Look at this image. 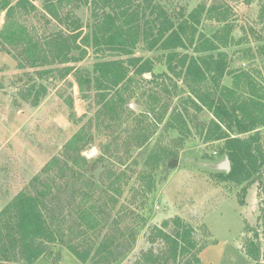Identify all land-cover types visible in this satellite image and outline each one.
<instances>
[{
	"label": "rangeland",
	"instance_id": "rangeland-1",
	"mask_svg": "<svg viewBox=\"0 0 264 264\" xmlns=\"http://www.w3.org/2000/svg\"><path fill=\"white\" fill-rule=\"evenodd\" d=\"M84 1L76 13L82 18L84 32H89L94 22L93 7L91 0ZM156 1L170 11L183 8L188 13L199 4L226 11L232 30L228 45H221L219 50L228 55L232 70L246 69L264 86V55L258 51L264 46V0ZM35 3L37 14L29 17V24L43 34L66 30L43 15L42 0ZM216 16L204 17L200 32L207 36L221 33L226 21ZM83 48L87 49L84 59L70 65L78 74L92 75L99 55L93 47ZM179 51L194 53L193 49ZM136 54L153 58L155 69L153 74L134 78L126 90L129 97L120 117L111 120L101 109L95 91L88 99L82 97L75 73L64 78L57 72L40 77L37 68H20L13 54L0 45V211L85 126L92 136L82 152L90 162L86 177L96 183L106 220L99 236L92 239L121 230L135 233L131 252L114 264H135L144 261L147 251L161 252L166 244L159 230H168L164 223L171 224L176 216L195 228L199 261L192 257L189 262L264 264V228L260 220L264 180L256 181L245 194L243 185L220 180L217 174L226 171L227 157L219 154L223 141L205 140L213 114L207 108L197 111L191 106L187 100L193 98L189 86L167 69L164 51L148 50L141 43ZM233 80V76H226L223 84L231 87ZM36 84L47 87L38 105L25 94ZM180 113L186 123L185 134L169 126L170 118ZM163 151L159 165L153 163L158 162L155 158L147 163L150 153ZM112 170L125 172L120 195L104 181ZM256 232L261 243L259 262L248 256L246 247ZM31 264L88 263L79 260L64 244H51L48 252Z\"/></svg>",
	"mask_w": 264,
	"mask_h": 264
},
{
	"label": "trees",
	"instance_id": "trees-1",
	"mask_svg": "<svg viewBox=\"0 0 264 264\" xmlns=\"http://www.w3.org/2000/svg\"><path fill=\"white\" fill-rule=\"evenodd\" d=\"M35 1L0 0V45L13 54L20 68H37L40 77L57 72L64 78L75 73L82 97L88 99L95 91L101 109L116 120L134 78L153 74L155 69L153 58L136 54L139 44L151 51L162 50L167 69L189 86L191 106L197 111L207 108L213 114L205 140L223 141L219 154L231 161V171L217 174L220 180L243 185L244 194L256 181L264 180V86L250 71L232 70L228 55L219 50L228 45L232 30L226 11L204 4L188 13L183 8L170 11L156 0H91L94 22L91 31L84 32L82 18L76 13L84 0H42L43 15L66 29L43 34L29 24V17L37 14ZM216 14L217 19L226 21L221 33L207 36L200 32L203 18H215ZM83 46L93 47L99 55L92 75L78 74L70 65L87 55ZM180 49H193L194 53ZM258 51L264 55V46ZM229 75L234 77L231 87L223 84ZM46 93L44 84L32 85L25 92L35 105ZM170 119L169 126L185 134L183 115ZM91 137L81 126L61 154L52 157L29 186L0 211V264H31L44 256L51 244H64L88 264H114L131 252L133 230L92 239L99 236L106 220L96 183L86 177L90 162L82 152ZM164 153H150L147 163L155 158L158 162L153 163L159 165ZM125 177L124 171L112 170L104 181L120 195ZM260 220L264 228V211ZM164 226L168 230L160 229L159 234L165 248L157 254L147 251L144 261L135 264H193L189 262L192 257L199 261L194 226L180 216ZM246 247L248 256L259 262L258 232Z\"/></svg>",
	"mask_w": 264,
	"mask_h": 264
},
{
	"label": "water",
	"instance_id": "water-1",
	"mask_svg": "<svg viewBox=\"0 0 264 264\" xmlns=\"http://www.w3.org/2000/svg\"><path fill=\"white\" fill-rule=\"evenodd\" d=\"M224 168L227 172L231 171V161L228 157L226 158L224 162Z\"/></svg>",
	"mask_w": 264,
	"mask_h": 264
}]
</instances>
